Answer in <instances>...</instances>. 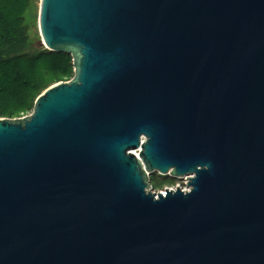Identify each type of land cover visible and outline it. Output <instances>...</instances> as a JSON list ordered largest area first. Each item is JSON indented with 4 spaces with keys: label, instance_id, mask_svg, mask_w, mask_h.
Instances as JSON below:
<instances>
[{
    "label": "water",
    "instance_id": "1",
    "mask_svg": "<svg viewBox=\"0 0 264 264\" xmlns=\"http://www.w3.org/2000/svg\"><path fill=\"white\" fill-rule=\"evenodd\" d=\"M39 28L75 76L0 119V264H264V0H41Z\"/></svg>",
    "mask_w": 264,
    "mask_h": 264
},
{
    "label": "trees",
    "instance_id": "2",
    "mask_svg": "<svg viewBox=\"0 0 264 264\" xmlns=\"http://www.w3.org/2000/svg\"><path fill=\"white\" fill-rule=\"evenodd\" d=\"M27 10L26 0H0V97L4 96L25 109L33 106L37 94L43 91L46 72L58 73V70L68 69L67 61L50 58L62 54L47 51L20 53L28 48L25 42L30 35L29 26L23 23ZM63 56L72 57L67 53Z\"/></svg>",
    "mask_w": 264,
    "mask_h": 264
},
{
    "label": "rangeland",
    "instance_id": "3",
    "mask_svg": "<svg viewBox=\"0 0 264 264\" xmlns=\"http://www.w3.org/2000/svg\"><path fill=\"white\" fill-rule=\"evenodd\" d=\"M28 2V10L25 18L23 19V23L26 22L27 26H29V38L25 42L27 49L21 51L20 53L29 52V54H35L39 53L41 51H47L51 52V54L57 55L62 54V56H53L50 57L52 60H65L68 64V69L66 70H58V73L56 72H46L45 78L42 81V87L43 91L41 93L37 94V98L44 93L48 88L60 84L65 83L73 79L75 76V67H74V61L73 57L66 58L64 53L54 52L48 49L43 44V39L40 33L39 28V14H40V8H41V0H26ZM22 24V20L20 22V25ZM36 98V100H37ZM33 106H30L28 108H23L21 106H18L15 103H11L6 97H0V119L2 120H19L23 119L27 116H30L33 114L35 103ZM151 185L153 186V192H161L165 191L166 188H174L177 186H182L189 184L186 183L185 179H165L162 175H160L158 172L151 175ZM166 192V191H165Z\"/></svg>",
    "mask_w": 264,
    "mask_h": 264
},
{
    "label": "built area",
    "instance_id": "4",
    "mask_svg": "<svg viewBox=\"0 0 264 264\" xmlns=\"http://www.w3.org/2000/svg\"><path fill=\"white\" fill-rule=\"evenodd\" d=\"M189 177L190 176H186L185 177V181H186V183H189ZM152 186V185H151ZM153 187V186H152ZM151 187V190H153V188ZM182 189L183 191H185V192H188L189 190H190V186H189V184H186V185H184V186H182L181 184H180V186H177V187H174V188H170V187H168V188H166V190L167 189H170V190H177V189ZM165 190V191H166ZM165 191H161L163 194H166V192Z\"/></svg>",
    "mask_w": 264,
    "mask_h": 264
},
{
    "label": "bare ground",
    "instance_id": "5",
    "mask_svg": "<svg viewBox=\"0 0 264 264\" xmlns=\"http://www.w3.org/2000/svg\"><path fill=\"white\" fill-rule=\"evenodd\" d=\"M139 154V151H136V155H138Z\"/></svg>",
    "mask_w": 264,
    "mask_h": 264
}]
</instances>
